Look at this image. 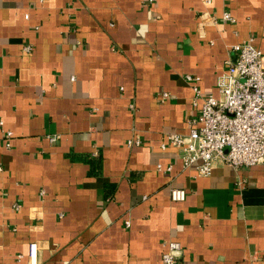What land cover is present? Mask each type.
I'll list each match as a JSON object with an SVG mask.
<instances>
[{"label":"crops","instance_id":"1","mask_svg":"<svg viewBox=\"0 0 264 264\" xmlns=\"http://www.w3.org/2000/svg\"><path fill=\"white\" fill-rule=\"evenodd\" d=\"M248 39L264 60V0H0V264H264V161L167 142Z\"/></svg>","mask_w":264,"mask_h":264},{"label":"built area","instance_id":"2","mask_svg":"<svg viewBox=\"0 0 264 264\" xmlns=\"http://www.w3.org/2000/svg\"><path fill=\"white\" fill-rule=\"evenodd\" d=\"M222 19L234 22L228 12ZM28 49V47H26ZM235 60L226 61V70L216 81L217 96L209 94L202 98L200 113L192 122L194 126L186 135H167V142L176 147L183 167L194 166L197 173L208 176L214 164L222 161L235 168L253 166L264 161V60L261 50L248 39L234 44ZM191 82L198 77L187 75ZM195 95L199 90L192 86ZM168 93L162 94V99ZM3 122L0 120V127ZM5 144L10 145L13 133L4 130ZM54 139V138H50ZM138 139L128 140V146L138 145ZM165 170L169 171L170 167ZM172 201H183L186 190L171 188ZM18 207V206H17ZM128 225V222H126ZM161 259L164 264H174L180 243L169 240L163 244ZM37 243L29 244V264H37Z\"/></svg>","mask_w":264,"mask_h":264}]
</instances>
